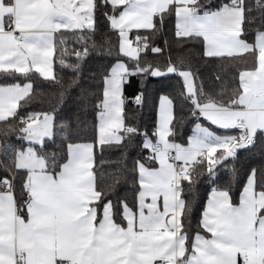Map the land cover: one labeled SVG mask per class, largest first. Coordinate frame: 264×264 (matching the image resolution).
Masks as SVG:
<instances>
[{
	"label": "snow or ice",
	"instance_id": "obj_1",
	"mask_svg": "<svg viewBox=\"0 0 264 264\" xmlns=\"http://www.w3.org/2000/svg\"><path fill=\"white\" fill-rule=\"evenodd\" d=\"M109 7L111 14L104 11L102 15L118 30L120 53L133 67L118 58L104 77L103 99L97 104V139L69 143L66 162L59 163L56 153L44 151L46 141L55 136L54 114L44 113L39 120L38 113L21 118L17 139L27 147L11 146L13 162L0 165L7 173L0 176V264H240L241 260L242 264H264V184L258 185L255 169L247 177L238 204L230 189H213L201 219L211 238L197 232L190 251L185 220L192 208L183 188L185 181L191 183L192 165L207 157L211 178L217 165L235 158L239 149L254 144L258 131L264 132V0H255L254 8L246 0H226L215 8L200 0H0V71L27 76L34 68L42 77L55 79V34L94 30L97 11ZM173 11L175 35L202 38L207 57L249 53L256 57L254 69L239 74L242 91L227 101H217L202 87L197 89L190 70H179L171 61L166 71L147 61L141 63L142 52L163 50L153 46L150 37L139 35L133 46L129 32H155L154 17L163 24ZM253 11L260 12L261 24L250 43L244 38L245 26L256 22ZM79 40L83 51H75L78 61L88 54V37L82 35ZM61 64L79 70L78 63L66 64L61 59ZM138 74L182 77L184 99L197 123L187 146L176 143L171 127L173 101L162 97L153 133L156 139L143 134L142 148L150 154L137 160L134 169L140 189L138 207L134 210L119 201L118 213L105 191L97 189L94 152L97 145L101 149L119 145L140 134L137 128L125 126L122 117L123 83ZM32 87L31 83L0 86V121L17 115V102ZM201 118L219 129L243 132L239 137L220 135L199 123ZM218 150L222 154L214 156ZM18 171L26 172L20 200L14 188ZM117 214L126 223H117Z\"/></svg>",
	"mask_w": 264,
	"mask_h": 264
},
{
	"label": "trees",
	"instance_id": "obj_2",
	"mask_svg": "<svg viewBox=\"0 0 264 264\" xmlns=\"http://www.w3.org/2000/svg\"><path fill=\"white\" fill-rule=\"evenodd\" d=\"M202 4H210L215 8L226 0H200ZM250 7L255 6V0H246ZM111 14L112 9L102 8L96 13L94 30H61L55 35V52L52 58L55 79H46L36 70H31L27 76L0 71V84L24 83L32 84L28 96L18 101V112L15 117L0 121V165L11 164L14 160L11 146L26 147L21 135V118L30 113L54 114L55 136L46 141L44 151L56 153L59 163L68 158L67 145L69 143H91L97 139V125L99 109L97 104L103 99L104 77L109 74L117 59H122L129 67L132 62L119 50L120 37L118 30L110 26V22L102 13ZM256 17L254 24L246 25L248 32L244 37L250 43L254 40V31L260 26V12L253 11ZM156 31L136 30L129 32V39L135 46L136 36L150 37L153 46L163 51L154 54L150 50L140 54L141 63L149 62L153 67L159 66L165 70L169 62L179 70H190L193 73L194 84L197 89L217 101H227L235 93L241 91L239 74L241 71L253 70L257 65L256 57L252 54L229 57H207L204 53L202 38L184 39L175 35L176 16L174 11L166 15L163 24L158 17H154ZM82 35L88 37V54L79 61L75 51H83ZM63 40V43L61 42ZM79 64V70L61 64ZM165 95L173 101L174 141L185 145L192 134L197 122L190 115L191 105L184 99L186 96L182 80L178 74H167L161 77L151 75H132L126 78L122 88L124 100L122 117L125 126H132L139 130L138 135L125 139L122 144L105 145L103 149L95 148L94 171L97 177V189H103L108 199L117 205L119 201H126L129 207L137 208L139 184L134 171L137 160L149 156L150 151L142 148L143 134L147 132L153 140L156 130L157 103L159 97ZM137 97H141L137 102ZM62 125L66 127H61ZM219 129V128H218ZM223 130V129H220ZM233 132L234 129H233ZM236 134V132H235ZM173 139V137H169ZM218 150L214 156L221 155ZM200 160V158H198ZM150 167L156 164L145 161ZM256 170L257 183L264 184V132L258 131L255 142L249 147L239 149L235 158H229L215 168L210 178L207 157L203 163L197 162L190 168L191 183L183 184L184 198L191 205V212L186 216L185 227L188 231L189 250L193 235L197 232L207 234L201 226V215L206 199L213 189H230L233 202L238 203L240 193L248 175ZM7 175L0 169V176ZM15 195L21 199L22 184L26 172L15 173ZM3 189H0L2 191ZM117 223H126L117 214Z\"/></svg>",
	"mask_w": 264,
	"mask_h": 264
},
{
	"label": "crops",
	"instance_id": "obj_3",
	"mask_svg": "<svg viewBox=\"0 0 264 264\" xmlns=\"http://www.w3.org/2000/svg\"><path fill=\"white\" fill-rule=\"evenodd\" d=\"M176 24H177V17H176ZM57 34V33H56ZM55 34V35H56ZM204 52H205V44H204ZM52 63H53V61H52ZM32 70H35L34 68L32 69ZM181 78V80H182V83H183V87H184V90H185V93L187 94V92H186V88H185V85H184V82H183V79H182V77H180ZM26 83H29V82H24V83H19V84H21V85H24V84H26ZM14 84H16V83H11V84H0V86H8V85H14ZM241 91H242V89H241ZM162 97H167V96H165V95H162V96H160L159 97V100H158V103H157V120H156V127H157V125H158V121H159V114H160V106H161V102H162ZM169 98V97H168ZM170 99V98H169ZM171 100V99H170ZM18 103V102H17ZM39 119H42V115H40L39 117H38V120ZM197 123V122H196ZM195 123V124H196ZM199 123H201L203 126H205V127H208V128H210V130L211 131H213V132H216V133H218V134H220V135H228V136H235L236 134H235V132H233V128L232 129H228V130H220V129H218V127H216V126H213V125H211L210 124V122H208L207 120H205V119H203V118H201L200 119V121H199ZM194 127H195V125L193 126V129H192V134H191V136L194 134ZM97 136H98V125H97ZM188 145V141H187V143L184 145V146H187ZM27 147V146H26ZM180 163H182V162H180ZM155 167H158V164H156V166ZM213 192V191H212ZM212 192H210V194L208 195V197H207V199H206V202H205V205H204V208H203V211L205 210V208L207 207V202H208V200L211 198V195H212ZM148 202H150V198H148ZM238 203H239V201H238ZM237 203V204H238ZM160 204H161V209H162V197H161V200H160ZM137 207H138V202H137ZM137 209V208H136ZM203 211H202V213H203ZM26 218V217H25ZM201 219H202V215H201ZM204 231L207 233V231L204 229ZM201 235H203V236H205L206 238H211V234L210 233H207V234H203V233H200ZM194 238H195V234L193 235V239H192V242L194 241ZM190 251V250H189Z\"/></svg>",
	"mask_w": 264,
	"mask_h": 264
},
{
	"label": "built area",
	"instance_id": "obj_4",
	"mask_svg": "<svg viewBox=\"0 0 264 264\" xmlns=\"http://www.w3.org/2000/svg\"><path fill=\"white\" fill-rule=\"evenodd\" d=\"M176 30H175V32H176ZM233 129L236 132V135H235L236 137H239L242 134V132H243V130L239 129V128H233ZM178 163H180V162H178ZM240 264H242V260L240 261Z\"/></svg>",
	"mask_w": 264,
	"mask_h": 264
},
{
	"label": "rangeland",
	"instance_id": "obj_5",
	"mask_svg": "<svg viewBox=\"0 0 264 264\" xmlns=\"http://www.w3.org/2000/svg\"><path fill=\"white\" fill-rule=\"evenodd\" d=\"M134 46V45H133ZM122 88H123V86H122ZM104 90V89H103ZM98 126H99V120H98Z\"/></svg>",
	"mask_w": 264,
	"mask_h": 264
}]
</instances>
